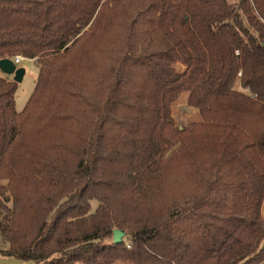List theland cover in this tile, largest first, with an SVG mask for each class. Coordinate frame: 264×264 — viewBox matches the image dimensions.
<instances>
[{"label":"trees","instance_id":"16d2710c","mask_svg":"<svg viewBox=\"0 0 264 264\" xmlns=\"http://www.w3.org/2000/svg\"><path fill=\"white\" fill-rule=\"evenodd\" d=\"M15 55L38 74L21 111L0 75V254L264 264V0H0Z\"/></svg>","mask_w":264,"mask_h":264},{"label":"rangeland","instance_id":"374dc122","mask_svg":"<svg viewBox=\"0 0 264 264\" xmlns=\"http://www.w3.org/2000/svg\"><path fill=\"white\" fill-rule=\"evenodd\" d=\"M17 67H23L25 73L23 79L17 83V88L15 92V108L17 111H21L25 106L26 101L31 95L38 74V67L33 60L29 58H24L21 60ZM1 76H7L12 79L11 75H5L0 71ZM171 116L173 117L174 124L183 128L187 122L196 121L199 119L198 110L189 105L187 102V92H182L175 102L171 105ZM96 200L91 201V210L93 211L97 205ZM125 239V237H124ZM1 243V242H0ZM0 264H31L29 261L18 259L14 256L2 255L0 254ZM114 264H123L120 261Z\"/></svg>","mask_w":264,"mask_h":264},{"label":"water","instance_id":"95a60500","mask_svg":"<svg viewBox=\"0 0 264 264\" xmlns=\"http://www.w3.org/2000/svg\"><path fill=\"white\" fill-rule=\"evenodd\" d=\"M0 71L5 75H11L12 80L17 83L23 79L25 73V69L23 67H16L15 63L11 58L0 59ZM124 236L125 232L122 229H113L112 240L115 244L121 243Z\"/></svg>","mask_w":264,"mask_h":264},{"label":"built area","instance_id":"2783aa9c","mask_svg":"<svg viewBox=\"0 0 264 264\" xmlns=\"http://www.w3.org/2000/svg\"><path fill=\"white\" fill-rule=\"evenodd\" d=\"M13 60V62L15 63L16 67H17V64L23 60L24 58L20 55H15L14 57L11 58Z\"/></svg>","mask_w":264,"mask_h":264},{"label":"crops","instance_id":"0c3cea01","mask_svg":"<svg viewBox=\"0 0 264 264\" xmlns=\"http://www.w3.org/2000/svg\"><path fill=\"white\" fill-rule=\"evenodd\" d=\"M0 75H2V74H0Z\"/></svg>","mask_w":264,"mask_h":264}]
</instances>
